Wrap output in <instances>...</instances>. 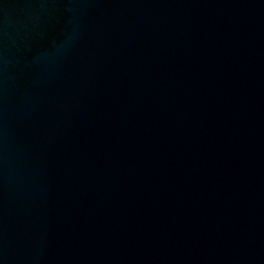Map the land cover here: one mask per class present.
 Here are the masks:
<instances>
[{
	"label": "water",
	"instance_id": "1",
	"mask_svg": "<svg viewBox=\"0 0 264 264\" xmlns=\"http://www.w3.org/2000/svg\"><path fill=\"white\" fill-rule=\"evenodd\" d=\"M0 264H264V0H0Z\"/></svg>",
	"mask_w": 264,
	"mask_h": 264
},
{
	"label": "flooded vegetation",
	"instance_id": "2",
	"mask_svg": "<svg viewBox=\"0 0 264 264\" xmlns=\"http://www.w3.org/2000/svg\"><path fill=\"white\" fill-rule=\"evenodd\" d=\"M41 29H43V27H38L36 28V30H28L27 35H24L26 39L21 43L19 42V40H17L16 42L14 41V43L11 44V49L7 48L3 43H1L4 53H7V55H9V52H14L10 58L11 62H9L5 70L6 75L9 74L11 77L20 73V66L22 64V66H24V64H26V61L29 60L30 56L32 55H30V52L25 50V46L32 43L35 38L41 37V34L43 32ZM45 43L46 42L42 40V44L38 46L42 49H45ZM18 48H23V50L25 51L21 56L20 54L18 55ZM8 80H11V78H8Z\"/></svg>",
	"mask_w": 264,
	"mask_h": 264
}]
</instances>
